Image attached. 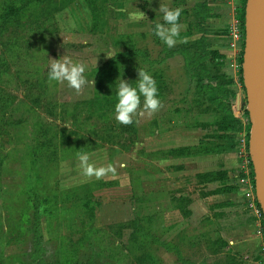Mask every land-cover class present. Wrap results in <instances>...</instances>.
<instances>
[{
    "label": "rangeland",
    "instance_id": "rangeland-1",
    "mask_svg": "<svg viewBox=\"0 0 264 264\" xmlns=\"http://www.w3.org/2000/svg\"><path fill=\"white\" fill-rule=\"evenodd\" d=\"M147 1L98 2L93 12L94 35H89L93 20L89 22L90 13L82 0L47 19H27L31 8L16 28L9 22L3 25L0 61L5 62V68L0 74V94L6 98L0 103L6 107H0V264H35L36 258L49 264H246L250 259L263 264L259 249L248 257L224 250L219 253L221 245L216 243V236L212 238L204 226L184 219V201L189 200L186 194L193 191L183 188L178 195L170 192L159 170L148 164L149 149L180 141L176 133L168 135L167 142L149 141L154 119L159 130H178V116L180 124L185 121L186 126L201 124L208 117L216 119V113L209 114L210 109L196 98L194 83L189 82L185 90L179 67L161 61L148 68L145 57L135 53L119 61L111 85L101 72L88 79V85L77 94L67 82L48 79L50 59L66 56L73 63L81 62L88 76L90 56L97 53L100 65L106 54L128 49L130 40L122 34L136 31L140 51L148 49L151 57H158L162 41L156 44L147 36V19L162 21L159 5L177 8L178 2L150 0L154 4L147 7ZM136 8L147 17L137 25L129 19ZM239 48L237 63L230 72L236 87L231 88L232 105L242 108L245 98L240 85ZM139 68H148L149 73L154 69L158 75L163 107L155 114L135 116L132 127L126 128L115 119L117 97L110 107L107 103L112 97L102 98L101 92L97 100H90L95 96V86L99 91L112 89L119 78L135 86ZM98 102L104 111L101 135L115 136L113 142L97 141L96 148L89 149L85 140L94 136L86 134V129L95 130L92 125L98 121ZM179 107L199 117L180 115ZM243 114L247 122L248 116ZM107 124L115 128L108 129ZM74 125L83 131L77 130L72 136ZM74 140L75 144H70ZM240 143L242 146L243 140ZM165 151L171 154L169 149ZM80 153H89L90 162L97 167L113 165L115 174L101 179L84 175ZM162 243H170L171 249ZM175 248L177 254L172 251ZM33 249L37 256L31 253Z\"/></svg>",
    "mask_w": 264,
    "mask_h": 264
},
{
    "label": "crops",
    "instance_id": "crops-1",
    "mask_svg": "<svg viewBox=\"0 0 264 264\" xmlns=\"http://www.w3.org/2000/svg\"><path fill=\"white\" fill-rule=\"evenodd\" d=\"M177 2L178 7L183 9L180 18L183 27L180 35L181 38H187L189 42L177 43L172 49L178 47L183 48L188 53L196 52V45L200 41L201 48L211 52L213 63H216L214 68H210V74L220 76V82L224 83L225 88H236L233 83L234 80H232L234 74L230 70H233L237 63L235 60L237 61L238 47L242 48L243 42L241 38L234 39L232 33L234 29L240 31L237 15L242 0H177ZM112 3L114 2L110 4ZM152 4L154 1H147V7ZM107 8L106 6V10ZM150 15L151 13H148V17ZM90 19L91 15H89V22L91 23ZM147 22L150 24L147 36L152 38V29L155 23L153 19H147ZM158 22L162 23L163 20ZM135 23L137 25L139 21H135ZM90 27L89 24V35H94ZM122 35H130L132 41L137 44V31L135 34ZM230 43H234L235 46L230 47ZM96 55L93 54L88 58L91 61V67L99 66V63H96L98 59ZM107 58L109 57L100 61L104 62ZM164 62H167L170 67H179L183 73L186 87L190 85L189 82L191 83V81L181 53H173L165 58ZM182 110L179 107L178 113L180 115L191 116V118L199 117L198 114L190 110L186 113ZM230 111L231 115L237 118L236 105H232ZM213 113L215 112H209V114ZM202 116L205 117V115ZM179 118L181 116H178L176 120L178 130H173V127H170L169 130H159L156 126L157 119L152 121L151 132L148 134L152 138L149 141L167 142L168 135L172 136L173 133L177 134L180 141L174 145L163 144L149 149L148 154L152 153L151 156H148L149 166L159 170L160 178L165 181L164 186H170L171 190L168 189L170 192H176L175 194L178 195L183 188L193 191L189 195L186 194L189 199L185 205L188 214L184 219L196 222L199 227L204 226L205 232L212 238L216 236V241L221 243L219 253L224 250L226 254L237 252L245 257L250 256L257 249L260 253L264 245L262 219L246 208L239 196L234 178L239 170L240 139L244 135V130L241 129L234 134L231 142L232 147L217 153L205 152L203 151L205 147H212L216 142H220L216 139V133H220V131L216 130L213 117L202 120L201 124H191L190 126H186L185 121L180 124ZM170 130L172 131L168 134ZM226 144L230 145V143ZM190 147H195L196 152L187 154V148ZM175 148H184L186 151H180L178 154H166L165 150ZM208 172H213L214 175L205 177ZM185 181L189 182L184 185ZM246 264L260 263L250 259Z\"/></svg>",
    "mask_w": 264,
    "mask_h": 264
},
{
    "label": "trees",
    "instance_id": "trees-1",
    "mask_svg": "<svg viewBox=\"0 0 264 264\" xmlns=\"http://www.w3.org/2000/svg\"><path fill=\"white\" fill-rule=\"evenodd\" d=\"M75 0H1L0 3V33L3 28V25L7 22L8 24H11L12 28H16L18 25H20L21 18L24 17V14L27 10L34 8L31 10V12L26 16L27 19H35L37 17L44 16V19H47L48 16H52L55 13L61 11L65 7H67L70 3H72ZM114 0H82V2L85 4L86 8L89 10V13L91 15V19L93 20V24L91 26V30L93 32L94 27V18L93 15L94 10L97 8V3H107ZM245 0H242V5L238 9V27L240 29L241 35H242V42H243V17H244V4ZM103 7L101 8L102 11ZM154 27V26H153ZM12 30L10 31V33ZM120 36V35H119ZM118 36V37H119ZM142 35H140L141 37ZM123 38H128L130 41L128 44L130 47L128 49H124L122 52L118 53V50L114 52V54L111 56L112 58H107L106 61L102 62L99 66L92 67L91 72L86 76L87 79L94 78V76H98L96 74L103 73V76L107 77V82L109 85L113 84V73L115 72V69L117 68V65L120 60L127 58L128 55H132L135 53H139L145 57V60L148 64V68H151L152 66H157L158 63L161 61H164L165 58L171 56L173 53H181L184 57V66L186 70L188 71V76L190 78L191 83H194V87L196 88V98L199 101H203V105H206V109H210V111L216 113V119L214 120V124L216 126V130L220 131V133H216V139L220 142H216L215 145L212 147H205L203 151L205 152H221L223 150H226L228 147H232V140L235 133L241 131L243 129L248 130L249 123L246 122V124H242V122L238 118H234L231 115L230 108L232 106L233 102V96L234 92L232 89L225 88L224 83L220 82V76L210 74V68H214L215 64L213 63V56L211 52L204 50L201 48L200 41H198L196 48V52H185L183 48H168L163 42H161V48L158 50V54L156 58L151 57L148 49H145V51H140L141 48L137 46L131 39L130 35H122ZM152 40L154 43L158 44L160 39L154 35L152 31ZM241 50V49H240ZM242 52V51H241ZM241 52L239 53L241 55ZM161 54V56H159ZM239 58V63H241V56ZM3 68H5V62L0 61V74L2 73ZM146 69L147 72L150 71V69ZM155 80L157 81L158 89H159V98L163 95V88L160 85L159 77L157 74H155L154 69H152V72L150 73ZM239 74L241 75V70L239 71ZM241 88L242 84L240 83ZM193 86V85H192ZM189 87H186V91ZM95 96L92 98L90 102L92 103L93 100H97L98 97L105 98L107 95L112 97V100L108 101L107 103L108 107L113 106L116 102V85L113 86L112 89L106 88V89H96L95 86ZM194 90V91H195ZM99 91V92H98ZM1 92V90H0ZM6 97L3 96V94H0V102L3 101ZM106 105V104H105ZM5 105L0 103V107H4ZM93 106V105H89ZM101 106H104L101 104ZM6 107V106H5ZM217 111V112H216ZM246 113V111H244ZM104 116V111L100 109V105L98 102V113L96 115V119L98 120L95 125H92L93 129H86V134H92L94 136L93 139L85 140L87 146L89 149L96 148L97 141L104 142V143H111L113 142L112 139H114L115 134H111L110 136H107L105 134L101 135V117ZM108 118H106L105 123H108ZM124 126V125H122ZM126 128H131L130 126H125ZM108 129H114L113 124H107ZM77 130H81L79 126L74 125V130L71 131V135ZM83 131V130H81ZM247 135V133H246ZM113 136V137H112ZM224 142V143H222ZM226 143H230V145H227ZM70 144H75V140L72 141ZM56 146L54 145V150H56ZM176 149L180 150V148L175 149H169L171 153L178 154L177 152H174ZM184 149V148H183ZM186 150V149H185ZM181 151V150H180ZM196 149L195 147L187 148L186 153L192 154L195 153ZM213 172H208L205 177H211L213 176ZM188 202L187 199L184 201V206ZM259 207V206H258ZM185 214H188V211L185 209ZM260 211V209H259ZM184 214V215H185ZM261 214V211H260ZM262 219V214H261ZM261 224L264 227L263 219L261 220ZM216 243L220 244L218 241ZM165 249H171L170 243H162V245ZM34 248V247H33ZM174 248V245H173ZM172 251L177 254V250L172 249ZM31 252V251H30ZM31 253H34L36 255V250L33 249ZM37 256V255H36ZM35 264H49L47 262H43L41 258H36Z\"/></svg>",
    "mask_w": 264,
    "mask_h": 264
},
{
    "label": "clouds",
    "instance_id": "clouds-1",
    "mask_svg": "<svg viewBox=\"0 0 264 264\" xmlns=\"http://www.w3.org/2000/svg\"><path fill=\"white\" fill-rule=\"evenodd\" d=\"M130 14L129 19L139 21L147 19L143 11ZM162 14L163 22H156L152 31L168 48H173L177 43H188L187 38H181L182 24L180 18L182 8H170L165 4H160L157 10ZM112 58L111 55L106 54ZM50 59V58H49ZM48 70L49 81L67 82V86L79 94L82 89L88 85L89 81L85 76L86 65L81 62L73 63L66 56L59 59H50ZM97 63V60H96ZM92 85H95L93 80ZM117 102L114 107L116 121L124 126H130L134 122V117L157 113L162 107V101L159 98V89L155 78L143 68L137 69V79L135 86L129 81L119 78L116 86ZM143 97V102L141 101ZM80 168L84 175L88 177L94 176L101 179L109 173L115 174L116 169L113 165L97 167L90 162L89 153L78 154Z\"/></svg>",
    "mask_w": 264,
    "mask_h": 264
},
{
    "label": "water",
    "instance_id": "water-1",
    "mask_svg": "<svg viewBox=\"0 0 264 264\" xmlns=\"http://www.w3.org/2000/svg\"><path fill=\"white\" fill-rule=\"evenodd\" d=\"M240 70L249 121L247 152L264 222V0H245Z\"/></svg>",
    "mask_w": 264,
    "mask_h": 264
},
{
    "label": "built area",
    "instance_id": "built-area-1",
    "mask_svg": "<svg viewBox=\"0 0 264 264\" xmlns=\"http://www.w3.org/2000/svg\"><path fill=\"white\" fill-rule=\"evenodd\" d=\"M232 37L234 39H242L241 32L237 29L233 31ZM230 47H234V43L229 44ZM241 49V48H240ZM245 107V105H243ZM244 107L240 108L239 105H236L237 109V118L242 122V124H246V119H244ZM247 114V113H246ZM248 122V121H247ZM244 134V133H243ZM245 135V134H244ZM244 135L240 140H243V144L240 149V162H239V170L235 174V184L237 191L241 200L244 202L246 208L250 209L254 215L257 217H261L258 204L256 202L255 194H254V180H253V173L250 164L249 155L247 152V146L245 143L247 142L245 139L244 143ZM262 225V224H261ZM263 230L264 227L262 226ZM261 258L264 264V245L261 248Z\"/></svg>",
    "mask_w": 264,
    "mask_h": 264
}]
</instances>
